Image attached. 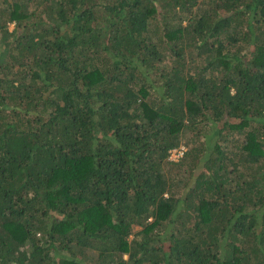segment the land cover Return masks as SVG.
I'll return each instance as SVG.
<instances>
[{
	"label": "trees",
	"instance_id": "16d2710c",
	"mask_svg": "<svg viewBox=\"0 0 264 264\" xmlns=\"http://www.w3.org/2000/svg\"><path fill=\"white\" fill-rule=\"evenodd\" d=\"M0 264H264V0H0Z\"/></svg>",
	"mask_w": 264,
	"mask_h": 264
},
{
	"label": "rangeland",
	"instance_id": "374dc122",
	"mask_svg": "<svg viewBox=\"0 0 264 264\" xmlns=\"http://www.w3.org/2000/svg\"><path fill=\"white\" fill-rule=\"evenodd\" d=\"M9 29H10V31H12L13 30V28H14V23L12 22V23H9ZM220 123V121L219 122H217V124H219ZM217 126V125H216ZM215 126V127H216ZM214 125H212V127L210 128V129H207V128H205V129H202V128H200V126H197V128H196V130H191V129H187L186 130V132H185V136H186V139L187 140H185L184 139V141H187V142H189V143H199V139H198V135L200 134L201 135V139L203 140L204 139V135L205 134H208V135H210V134H212L213 135V133H214ZM229 139H230V141L233 139V136H230L229 137ZM227 144H231V143H227ZM183 145H184V147H185V151L184 152H186L187 151V149H189V147H190V145H192V144H184L183 143ZM182 145V146H183ZM224 145H226V144H224ZM184 156V155H183ZM135 230H138V229H140L139 227H135L134 228Z\"/></svg>",
	"mask_w": 264,
	"mask_h": 264
},
{
	"label": "built area",
	"instance_id": "2783aa9c",
	"mask_svg": "<svg viewBox=\"0 0 264 264\" xmlns=\"http://www.w3.org/2000/svg\"><path fill=\"white\" fill-rule=\"evenodd\" d=\"M185 151L184 146L176 147L170 151V160L178 161L183 157Z\"/></svg>",
	"mask_w": 264,
	"mask_h": 264
},
{
	"label": "clouds",
	"instance_id": "9594fccd",
	"mask_svg": "<svg viewBox=\"0 0 264 264\" xmlns=\"http://www.w3.org/2000/svg\"><path fill=\"white\" fill-rule=\"evenodd\" d=\"M127 257V256H126Z\"/></svg>",
	"mask_w": 264,
	"mask_h": 264
}]
</instances>
